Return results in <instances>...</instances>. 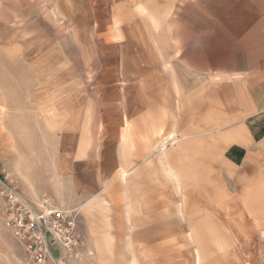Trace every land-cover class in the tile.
<instances>
[{
  "label": "rangeland",
  "instance_id": "374dc122",
  "mask_svg": "<svg viewBox=\"0 0 264 264\" xmlns=\"http://www.w3.org/2000/svg\"><path fill=\"white\" fill-rule=\"evenodd\" d=\"M261 3L0 0V162L83 238L44 264H264V147L250 172L222 156L250 83L218 72ZM1 208L0 264H32Z\"/></svg>",
  "mask_w": 264,
  "mask_h": 264
},
{
  "label": "crops",
  "instance_id": "0c3cea01",
  "mask_svg": "<svg viewBox=\"0 0 264 264\" xmlns=\"http://www.w3.org/2000/svg\"><path fill=\"white\" fill-rule=\"evenodd\" d=\"M264 1V0H263ZM260 9L264 12V5L261 3ZM258 18L255 25L249 27L243 33L237 34L233 31L236 41L230 45V54L226 62L219 65V74L227 73L229 77H245L243 80L250 83L249 88L245 89L242 96L246 97L245 101L239 104L228 103V115L244 113L245 116L235 122V126L228 130L231 139L228 145L223 149V161L228 167L233 169H247L249 172L257 168L261 161L258 157L264 147V14ZM247 17L238 20V24L247 23ZM239 25H235L237 28ZM229 28V26H227ZM63 83V81H59ZM58 81L51 86V91H57L61 87ZM65 90L67 87H65ZM49 89L47 91H50ZM50 91V92H51ZM56 93V92H55ZM57 94V93H56ZM236 97L240 95L235 93ZM56 96V95H55ZM230 96V94H229ZM249 97V98H248ZM53 105V110L47 129L50 133L55 134L57 130L63 131L59 121L64 118L65 126L70 124L75 106L73 97L66 96L62 102ZM243 107V108H242ZM60 119V120H59ZM237 123V124H236ZM165 142L160 145V150L165 148ZM126 172L120 174L124 180Z\"/></svg>",
  "mask_w": 264,
  "mask_h": 264
},
{
  "label": "built area",
  "instance_id": "2783aa9c",
  "mask_svg": "<svg viewBox=\"0 0 264 264\" xmlns=\"http://www.w3.org/2000/svg\"><path fill=\"white\" fill-rule=\"evenodd\" d=\"M0 199L3 226L21 243L32 264L55 262L53 248L59 257L77 256L83 238L74 210L55 206L44 197L39 202L28 201L1 162Z\"/></svg>",
  "mask_w": 264,
  "mask_h": 264
}]
</instances>
